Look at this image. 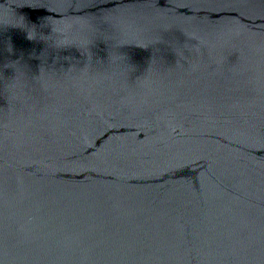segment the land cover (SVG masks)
I'll use <instances>...</instances> for the list:
<instances>
[{
  "label": "water",
  "instance_id": "obj_1",
  "mask_svg": "<svg viewBox=\"0 0 264 264\" xmlns=\"http://www.w3.org/2000/svg\"><path fill=\"white\" fill-rule=\"evenodd\" d=\"M0 264H264V0H0Z\"/></svg>",
  "mask_w": 264,
  "mask_h": 264
}]
</instances>
